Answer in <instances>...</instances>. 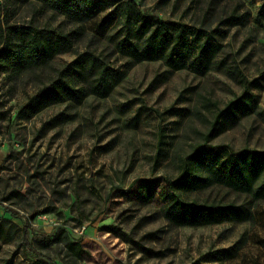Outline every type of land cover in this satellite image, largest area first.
<instances>
[{
    "label": "rangeland",
    "instance_id": "1",
    "mask_svg": "<svg viewBox=\"0 0 264 264\" xmlns=\"http://www.w3.org/2000/svg\"><path fill=\"white\" fill-rule=\"evenodd\" d=\"M129 1L120 0L103 22L109 8L82 24L33 1L10 4V25L82 34L51 66L0 70V264H264V157L250 162L247 153L264 152V17L258 13L264 0H131L143 12L207 31L231 12H249L244 25H221L226 35L215 34V51L208 50L223 65L237 66L244 84L199 63L195 49L179 69L132 59L124 37L129 21L135 38L139 21ZM84 50L122 72L110 93L52 104L23 119L28 98ZM197 149L206 159L204 166L194 163L197 172L215 179L184 197L242 206L244 219L176 226L158 202L125 193L140 178L176 177ZM231 155L237 167L250 164L249 185L216 179L214 165L226 164L225 178Z\"/></svg>",
    "mask_w": 264,
    "mask_h": 264
},
{
    "label": "trees",
    "instance_id": "2",
    "mask_svg": "<svg viewBox=\"0 0 264 264\" xmlns=\"http://www.w3.org/2000/svg\"><path fill=\"white\" fill-rule=\"evenodd\" d=\"M29 1L39 3L42 8L82 24L109 8L102 18L103 22L112 16L120 0H5V4L0 1V15L3 14L0 21L3 22V28L0 27L2 37L0 46L1 71L20 74L51 66L53 57L73 48L75 41L82 34L79 30L65 32L58 28L39 27L36 24L10 25L8 23L10 4ZM128 6L134 8L135 19L139 21V25L133 40L129 35V21L127 22V37H124L126 46L123 48L127 49L135 61L158 60L167 66L179 69L185 66V54L195 49V57L199 63L206 61L210 68L224 70L238 83L244 84L246 82L245 76L237 66L223 65L222 61H218L208 54V50H212V44L217 45L215 34L226 35L227 28H223L221 25H244L250 19L249 12L241 14L231 12L222 18L219 25L214 27L212 31H207L200 27L189 26L184 22L164 19L143 12L131 0L128 2ZM258 13L264 17V2H262ZM100 25L102 28L104 23ZM79 29L81 30V28ZM138 32L140 33L139 36ZM200 36L202 39H199ZM192 41L196 42L195 48ZM121 75L122 72L110 65L103 56L91 50L79 52L73 60L57 68L54 78L28 98L22 107L21 117L28 119L42 109L56 103L70 101L80 104L89 95L106 96L120 80ZM242 99L243 97H240L236 101L229 102L220 111L217 118L229 110L231 106L240 103ZM201 151L197 149L190 156L191 162L184 163L176 177L165 179L159 177L140 178L135 180L125 193H130L144 202H158L164 217L176 226L203 225L232 219H244L246 214L242 206L199 203L184 197L185 194L210 185L215 179L197 172L199 168L194 166V163L200 167L206 163ZM247 153L250 155V162H253L256 157H264V152L247 151ZM232 155L236 157L237 154ZM232 155L229 158L231 163L228 165L230 170L225 178L221 174L225 170L226 164L223 162L213 163L215 164L213 170L216 179L225 182L233 178L235 185H241V182H246L249 185L251 182L248 180L249 176L245 170L250 164L246 167H237L236 158ZM233 168H237V171L233 172ZM259 185V189L264 188V180ZM248 188L246 187V189ZM122 234L126 235L123 231ZM142 249L150 251L148 248L142 247Z\"/></svg>",
    "mask_w": 264,
    "mask_h": 264
}]
</instances>
